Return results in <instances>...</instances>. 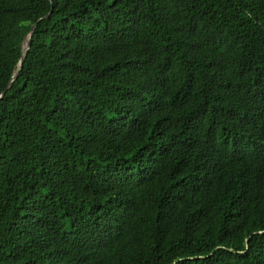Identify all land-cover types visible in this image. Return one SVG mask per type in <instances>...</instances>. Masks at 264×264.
<instances>
[{"label":"trees","instance_id":"16d2710c","mask_svg":"<svg viewBox=\"0 0 264 264\" xmlns=\"http://www.w3.org/2000/svg\"><path fill=\"white\" fill-rule=\"evenodd\" d=\"M2 92L0 264H264V0H0Z\"/></svg>","mask_w":264,"mask_h":264},{"label":"water","instance_id":"95a60500","mask_svg":"<svg viewBox=\"0 0 264 264\" xmlns=\"http://www.w3.org/2000/svg\"><path fill=\"white\" fill-rule=\"evenodd\" d=\"M44 17H46V15H45ZM40 19H41V18H40ZM40 19H39V20H40ZM35 25H36V23L32 24V26H31V28H30L28 34L26 35L25 42H24V44H23V46H22L21 55H23L24 52H25V51L29 48V46H30L31 37H32L33 31H34ZM21 67H22V57H20V59H19V62H18V68L15 70V72H14L13 75H12V80L17 76V74H18L19 70L21 69ZM2 95H3V92L0 94V98L2 97Z\"/></svg>","mask_w":264,"mask_h":264}]
</instances>
